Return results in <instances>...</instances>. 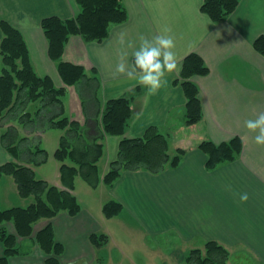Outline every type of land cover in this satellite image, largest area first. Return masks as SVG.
I'll use <instances>...</instances> for the list:
<instances>
[{"label": "crops", "instance_id": "0c3cea01", "mask_svg": "<svg viewBox=\"0 0 264 264\" xmlns=\"http://www.w3.org/2000/svg\"><path fill=\"white\" fill-rule=\"evenodd\" d=\"M203 3L204 0H122L128 21L112 25L107 39L87 42L78 35L70 38L63 61L83 66L87 78L96 80L101 89L94 102L97 127L86 114L84 99L77 90V86L83 84L67 87L63 99L65 113L71 121L79 122L85 131L95 134L96 128L102 131L101 119L107 101L129 95L142 86L116 73L121 52H127V61L131 65L132 52L139 47L141 35L152 38L162 29H170L181 69L168 75L167 84L158 94L150 96L145 88L144 95L134 102L137 114L125 137L140 138L149 127L155 126L170 135L171 154L178 148L187 153L176 169H167L158 175L145 171L124 172L111 188L102 183L96 190L89 186L85 189L77 178L74 195L82 206L81 213L76 217L61 213L52 220L38 222L31 237L18 238L23 254L11 258L9 264H46L47 257L35 238L49 223L54 228L56 241L64 248L59 257L60 264H124L125 259L132 264H137L135 261L146 264L148 253L145 252L146 258L137 259L135 257L141 254L135 257L124 252L117 257L111 255L112 247L121 251L125 246L120 234L128 237L140 234L146 237V242L169 235L172 238L169 242L181 241L190 247L188 253L204 249L207 242L215 241L230 252L229 264L233 259L245 264H264V147L257 146L253 134L244 127V122L254 118L264 105V57L253 45L264 35V0H240L236 11L222 24L214 23L202 13ZM79 12L76 0H0V42L3 22L19 30L28 45L36 73L40 77L49 76L55 86L61 88L64 83L58 63L49 56L41 22L50 17L72 19ZM122 34L124 45L119 42ZM192 53L204 59L210 73L193 78L200 89L203 119L199 124L187 127V99L181 84L176 81L184 59ZM19 95L20 92H16L12 106L16 117L8 116L4 122L0 119V166L9 162L28 166L38 179L62 189L61 163L54 154L65 132L58 130L61 133L51 137L52 130L57 129H47L44 121L40 122V129H33L42 104L30 101L19 105ZM14 127L19 136L18 157L8 151L3 140ZM234 138L243 142L240 157L233 163L208 171V157L199 145L204 141L221 144ZM32 140L35 143L31 147ZM121 140L116 136H106L103 140L104 155L99 162L101 180L118 158ZM48 142L53 148L52 154L49 149L42 148ZM51 155L56 161L53 173L39 175ZM12 183L16 190L13 196L21 197L14 179ZM242 193L248 194L246 202L240 200ZM23 199H28L30 204L16 207L27 208L35 202L34 197ZM110 202L123 206L120 215L112 219L106 218L103 212ZM8 226L10 233L15 235L14 227ZM94 233L107 235L108 244L99 249L94 247L90 241ZM151 247L147 244L144 251L153 252ZM3 252L0 243V258Z\"/></svg>", "mask_w": 264, "mask_h": 264}, {"label": "trees", "instance_id": "16d2710c", "mask_svg": "<svg viewBox=\"0 0 264 264\" xmlns=\"http://www.w3.org/2000/svg\"><path fill=\"white\" fill-rule=\"evenodd\" d=\"M76 2L80 8L76 17L67 20L50 17L41 22V28L48 41L49 56L58 63V72L64 83L61 88H57L49 76L40 77L36 73L23 34L8 23L1 24L3 32L0 42L3 64L0 76L1 122L8 116L16 117L17 113L13 111L12 106L16 92H20L19 105L30 101L42 104L37 112L36 124L44 121L47 129L62 130L65 134L60 138L54 154L55 159L61 163L62 189L38 179L35 171L28 166L16 162L0 166V185L3 177L10 176L14 179L22 198H35V202L27 208L14 207L7 210L0 208V243L4 247L0 264H9L11 258L23 254L18 246V238L31 237L34 225L38 222L52 220L61 213H67L71 217L81 213L82 206L74 195L77 178L82 179L93 190L98 189L102 183L111 188L124 172L145 171L158 175L167 169H176L187 153L185 149L178 148L171 154L170 135L164 134L155 126L149 127L140 138L125 137L137 114L134 102L144 95L143 86H138L129 95L107 101L101 119V132L97 128L95 134L87 132L79 122L71 121L66 116L63 99L67 87L83 84L84 109L97 127L94 89L99 86L96 80L87 78L83 66L63 61L70 38L78 35L87 42H102L109 37L112 25L124 24L129 18L122 0H76ZM239 4L240 0H204L201 11L214 23L222 24L236 11ZM253 45L256 52L264 57V35L259 36ZM209 73L210 69L200 55L192 53L184 59L176 83L181 84L187 99L185 109L187 127H193L203 119L200 89L193 78L204 77ZM106 136L121 137L122 140L118 158L111 163L109 171L101 180L99 162L104 155L103 140ZM18 138L15 127L10 128L3 137L5 147L14 157L19 156ZM199 149L208 157L206 169L214 171L222 164L235 162L242 153L243 142L240 138L221 144L204 141L199 145ZM122 211L123 206L117 202H110L103 208L108 219L117 217ZM10 224L14 227L15 235L9 231ZM35 241L47 257L46 264H60L59 257L63 254L64 248L56 241L51 223L37 233ZM90 241L99 249L108 244L109 237L94 233L90 236ZM230 257L228 249L215 241H209L204 249L190 251L185 264H228Z\"/></svg>", "mask_w": 264, "mask_h": 264}, {"label": "clouds", "instance_id": "9594fccd", "mask_svg": "<svg viewBox=\"0 0 264 264\" xmlns=\"http://www.w3.org/2000/svg\"><path fill=\"white\" fill-rule=\"evenodd\" d=\"M170 32V29L164 28L152 38L141 35L139 47L132 52L133 63L128 64V54L122 51L116 65V73L144 86L148 95L158 94L167 84L168 75L181 69L175 51V39ZM119 42L121 45L125 44L123 34ZM244 127L253 134L254 143L264 147V105L260 106L254 118L244 122ZM240 200L246 202L248 194H240Z\"/></svg>", "mask_w": 264, "mask_h": 264}, {"label": "rangeland", "instance_id": "374dc122", "mask_svg": "<svg viewBox=\"0 0 264 264\" xmlns=\"http://www.w3.org/2000/svg\"><path fill=\"white\" fill-rule=\"evenodd\" d=\"M2 59H1V56H0V74H1V70H2ZM84 86V85H83ZM83 86H77V90L80 92V96L82 95V99L85 98V95H84V88ZM96 94L99 96L100 93H101V89L96 88L94 89ZM93 90V92H94ZM85 101V99H84ZM87 103V101H86ZM37 120V118H36ZM18 123V122H17ZM15 123L16 125L19 126V124ZM21 125V124H20ZM33 129H40L39 125L37 124L36 127H32ZM32 130V129H31ZM38 131V130H37ZM20 133H21V130H20ZM61 131H58V130H52V132L50 133V136L53 137V136H58V134H60ZM34 141H30V144L29 146L32 147V145L35 143H33ZM42 148H45V149H49L50 153L52 154V146L50 145V143H46L44 145H42ZM55 166H56V161L55 159L53 158V156L51 155V158L49 159V161L46 163V166L43 167V169H41L39 171V175H42V173H49L50 175L53 173L54 169H55ZM13 182V178L12 177H9V176H5L2 180V188H1V192H0V206L3 208V209H9V208H12V207H16V206H27L30 204V201L27 199H23L21 197H19L18 195H14L13 194H16V190L14 191L13 188H12V183ZM80 186H82L83 188H89L88 185L80 179ZM14 186V185H13ZM87 190H90V189H87ZM10 196L12 197L10 199ZM81 198L84 199V195L80 194ZM85 203V202H84ZM121 237H122V241L125 242V246L124 248H122L121 251H116L114 247H112V251H111V255L114 256V257H117L119 255L120 252H124L128 255H132L135 257V255H139V256H136L135 258H146L143 253H148L147 254V258L145 259L146 264H185V260H186V257L187 255L190 253H188V251L190 250V247L188 246H185L181 243V241H174V240H171L169 242L170 239H172L169 235H167L161 239H152V241L150 242L149 241V238H148V241L149 242H146L144 238L146 237H142V235L140 234H135V235H129L126 236H122V234H120ZM121 237H120V240H121ZM147 243L148 245H151L152 249H153V252L152 251H149V250H145V246H147ZM161 242V243H160ZM173 242V243H172ZM22 251L24 252V248H22ZM153 254V255H152ZM137 264L139 262L135 261ZM124 264H132V262H130L129 260L125 259L124 261ZM229 264V263H228ZM232 264H245L244 261H235V259H233V262Z\"/></svg>", "mask_w": 264, "mask_h": 264}]
</instances>
